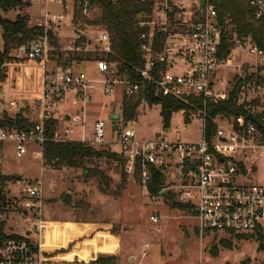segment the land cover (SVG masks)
Segmentation results:
<instances>
[{
	"label": "built area",
	"instance_id": "built-area-1",
	"mask_svg": "<svg viewBox=\"0 0 264 264\" xmlns=\"http://www.w3.org/2000/svg\"><path fill=\"white\" fill-rule=\"evenodd\" d=\"M103 1L119 6L123 0ZM141 3L145 7L134 21L135 29L140 32L142 55V65L137 69L139 83L131 81L128 72L122 75L123 80L118 79L116 65L106 59L90 62L101 76L99 80L86 71L75 70L89 63L87 61L58 67L52 60L54 48L49 32L57 38L64 53L83 55L99 51L106 58L112 53V40L106 29L76 21L77 10L82 19L94 20L101 8L96 0H74L76 11L71 14L46 10L43 20L35 24L44 29V34L17 47L12 52L13 60L5 64L6 79L0 86L6 104L17 113L33 109L38 121L29 130L0 127V264H117L88 259L77 247L53 249L44 245L42 236L48 223L42 219V181L22 177L13 180L21 187L24 215H33L37 224L22 236L6 230V216L12 206L8 201L11 180L5 173L6 145L14 146L18 158L31 152L45 166L44 146L49 141L45 123L50 119L57 121L55 142L73 141L111 148L119 145L118 153L124 159L126 173L139 172L142 187L148 193L154 189L157 172L164 183L157 193H152L154 200L158 201V197L165 200L161 194L167 191L168 201H165L184 206L197 221L201 236L205 233L264 234V184L240 183L249 173H257L260 167L264 169V48L251 35L239 36L228 28L231 53L222 58L221 41L225 30L216 0H141ZM250 5L255 10V18L263 20L264 0H251ZM62 39L65 40L63 47ZM224 69H228V79L222 75ZM40 70L39 88L36 80ZM240 81L243 85L236 102L246 106L247 117L219 118L217 122L225 120L228 126L219 125L215 134L207 136L208 103L229 100ZM97 84H101L104 94L110 97L115 95V86L122 85L125 99L141 97L142 103L149 105L147 96L153 94L193 106L191 119L202 124V140L173 141L168 132L152 140H139L136 131L124 119L122 103L117 120L107 124L98 119L93 124L92 135L88 136L87 110L98 92ZM192 99L201 100L202 107L191 104ZM257 100L259 104H254ZM181 113L185 118L186 111ZM249 115L254 120L249 119ZM77 131L79 137L73 138ZM108 135L112 136L111 140ZM151 221L158 223L159 216H151ZM145 247L149 249L150 245ZM143 256H148V252Z\"/></svg>",
	"mask_w": 264,
	"mask_h": 264
},
{
	"label": "rangeland",
	"instance_id": "rangeland-1",
	"mask_svg": "<svg viewBox=\"0 0 264 264\" xmlns=\"http://www.w3.org/2000/svg\"><path fill=\"white\" fill-rule=\"evenodd\" d=\"M27 1L31 6L9 12L0 10V16L14 21L19 14L27 15L29 25L35 26L36 22L43 20L46 10L54 14H71L74 9V0L50 4ZM228 28L231 30V27ZM2 33L0 27V51L4 48ZM61 46H65L63 39ZM96 54L101 55V52L97 51ZM75 70L86 71L94 79L101 78L93 63H84ZM222 75L228 79V69H224ZM116 77L123 80L122 75L117 74ZM97 87L98 92L87 110L89 135L93 133L94 117H101L110 124L121 114L120 103L125 100L122 85L115 86L113 97L104 94L101 84H97ZM5 100L0 86V119L6 114L14 116L17 113L9 108ZM24 114L32 122L38 121L33 109L28 108ZM218 124L228 126L225 120L218 121ZM129 127L136 131L139 140H152L168 132L169 139L173 141L199 142L204 132L202 124L196 119L192 118L187 125L181 112L172 115L169 130H166L161 105L144 103L137 110L134 120L129 122ZM72 137L77 138V133ZM108 139L111 140L112 136L108 135ZM13 147L7 144L5 148V173L11 180L8 201L12 202V206L6 216V230L10 234L26 235L37 224L33 215L26 216L22 211L25 203L21 197V187L13 182L22 177L24 180L43 182L42 219L61 223L48 224L49 230H53L57 237L61 230L67 231L68 235L76 233L69 248L83 249L82 253L88 259L114 258L117 264H264V250L259 251L264 241L261 242L258 236L244 239L224 233H205L201 236L197 221L189 212L176 208L160 197L155 201V194L143 189L139 172L127 174L120 161L95 160L87 167L101 175L86 180L83 170L50 168L47 164L43 166L31 152L18 158ZM113 148L117 153L121 150L119 145ZM240 183L264 184V169L260 167L257 173H249ZM67 193L72 196L71 206L64 202ZM156 214L159 221L153 223L151 216ZM31 237L39 239L37 235ZM46 237L44 244L53 247L50 235ZM147 244L150 245L149 249L145 247ZM145 251L148 252L146 257L143 256ZM130 258L134 260L131 262Z\"/></svg>",
	"mask_w": 264,
	"mask_h": 264
},
{
	"label": "trees",
	"instance_id": "trees-1",
	"mask_svg": "<svg viewBox=\"0 0 264 264\" xmlns=\"http://www.w3.org/2000/svg\"><path fill=\"white\" fill-rule=\"evenodd\" d=\"M101 4L99 13L95 16L93 21L82 19L80 12L75 13L76 21L82 24H88L94 27L106 29L112 40V53L105 57L104 54H72L64 53L60 50L59 42L52 32H49V39L54 50L52 51V60L55 65L60 67L72 66L73 63L79 62H94L99 59H106L109 63L116 65L119 75H124L128 72L129 79L133 82L139 83L141 78L137 74V69L142 65V55L139 51L140 32L135 29V16L142 9L144 5L141 0H123L119 6H112L105 3L103 0H96ZM251 0H216V7L222 26L224 27V34L221 41L222 58H227L231 53V43L228 40V27L231 31H236L239 36L251 35L256 43L264 48V19L257 20L255 18V10L250 5ZM27 0H0V10L9 12L11 10L22 9L29 5ZM30 19L27 15H17L14 21L5 19L0 16V27L2 28V37L4 41V48L0 51V83L6 79L5 64L13 60L12 52L20 45L27 44L31 40L42 36L44 29L38 26H30ZM84 26H82L83 28ZM85 39H82V42ZM243 82L236 84L231 98L225 102L207 105V124L206 135L211 137L217 131L219 124L217 119H231L233 117H240L248 115V110L245 105H238L236 102L237 94L240 92ZM147 101L150 106L161 105L162 115L164 117L165 129L169 130V121L174 113L186 111L185 122L191 123L190 111L193 106L185 104L184 102L171 99L159 98L153 94L147 96ZM142 104V98L125 99L122 103V113L126 122L134 120L137 110ZM191 104L196 107H202V102L199 99H192ZM254 104H259V100ZM25 110L20 111L15 116L11 117L7 114L0 119V127H10L22 130H29L35 126V123L29 120L24 114ZM57 121L50 119L45 123L47 137L49 141L44 146V159L48 166L61 169L67 167L69 169L83 170L86 180L97 177L101 174L98 172H91L87 167L88 164L95 160L107 159L116 160L124 164L123 157L111 150L109 146L95 147L88 143L81 142H55L54 134L56 131ZM241 168L246 172L243 165ZM163 179L155 172L154 189L152 193H157L163 186ZM180 210L185 211V207L174 204ZM68 232L65 234L67 235ZM73 234V232H72ZM64 235V236H65ZM237 238H249L253 236L233 235ZM261 242L264 241V234L257 235ZM264 246H259V251H263ZM216 255V254H215ZM100 262H114V258L98 259Z\"/></svg>",
	"mask_w": 264,
	"mask_h": 264
},
{
	"label": "crops",
	"instance_id": "crops-1",
	"mask_svg": "<svg viewBox=\"0 0 264 264\" xmlns=\"http://www.w3.org/2000/svg\"><path fill=\"white\" fill-rule=\"evenodd\" d=\"M67 0H64V3L66 2ZM28 6H31V3H29ZM74 10V9H73ZM67 28L64 29V31H66ZM41 77H42V71L40 70L38 72V80H36V83H37V86L40 88L41 87ZM32 78V77H31ZM120 106H121V103H120ZM34 112V111H33ZM15 116V115H14ZM98 119H102L101 117H94L93 118V124L98 120ZM93 127V126H92ZM76 134V133H75ZM88 136H89V133H88ZM77 137H79V132H77ZM113 151L114 148H112ZM48 224H53V225H57V224H61L60 222H47ZM48 224L46 226V229L44 230V233H43V236H42V239H43V242L45 243L47 238L46 236H48V233L50 234V243L53 245V249H64V248H69L73 241H74V235L76 234H70V235H65V236H61V237H57L55 234H54V231H50L49 228H48ZM63 224V223H62ZM67 224V223H64V225ZM75 225V224H74ZM55 229V228H54ZM82 243H79L78 245H80ZM83 250V249H81ZM131 262L134 260V258H130Z\"/></svg>",
	"mask_w": 264,
	"mask_h": 264
},
{
	"label": "water",
	"instance_id": "water-1",
	"mask_svg": "<svg viewBox=\"0 0 264 264\" xmlns=\"http://www.w3.org/2000/svg\"><path fill=\"white\" fill-rule=\"evenodd\" d=\"M118 117H119V116H116V119H118ZM248 118L251 119V120H254V118H253L251 115H249ZM161 195L163 196V198H164L165 200L168 201V194H167V191H163ZM64 202H65V204L68 205V206H71V205H72V196H71L70 193H67V194L64 196Z\"/></svg>",
	"mask_w": 264,
	"mask_h": 264
},
{
	"label": "bare ground",
	"instance_id": "bare-ground-1",
	"mask_svg": "<svg viewBox=\"0 0 264 264\" xmlns=\"http://www.w3.org/2000/svg\"><path fill=\"white\" fill-rule=\"evenodd\" d=\"M49 228V227H48ZM49 229H51V228H49ZM67 233V231H65V230H61V231H59V233H58V237H61V236H64L65 234ZM50 234L48 233V236H49ZM47 238V237H46ZM47 241V240H46ZM48 243V242H47ZM45 246H47V244H44Z\"/></svg>",
	"mask_w": 264,
	"mask_h": 264
}]
</instances>
